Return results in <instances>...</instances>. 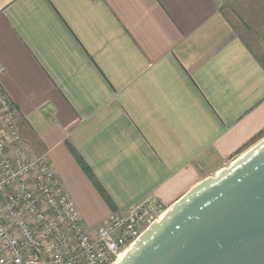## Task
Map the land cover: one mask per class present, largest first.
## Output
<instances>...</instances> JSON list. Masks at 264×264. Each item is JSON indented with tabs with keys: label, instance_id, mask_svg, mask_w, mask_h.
Listing matches in <instances>:
<instances>
[{
	"label": "crops",
	"instance_id": "crops-1",
	"mask_svg": "<svg viewBox=\"0 0 264 264\" xmlns=\"http://www.w3.org/2000/svg\"><path fill=\"white\" fill-rule=\"evenodd\" d=\"M246 2L263 33L264 0H0V85L88 230L168 208L264 138Z\"/></svg>",
	"mask_w": 264,
	"mask_h": 264
},
{
	"label": "built area",
	"instance_id": "built-area-1",
	"mask_svg": "<svg viewBox=\"0 0 264 264\" xmlns=\"http://www.w3.org/2000/svg\"><path fill=\"white\" fill-rule=\"evenodd\" d=\"M18 118L0 85V264L116 263L167 208L147 198L88 230L46 158L23 143Z\"/></svg>",
	"mask_w": 264,
	"mask_h": 264
},
{
	"label": "water",
	"instance_id": "water-1",
	"mask_svg": "<svg viewBox=\"0 0 264 264\" xmlns=\"http://www.w3.org/2000/svg\"><path fill=\"white\" fill-rule=\"evenodd\" d=\"M114 264H264V138L180 196Z\"/></svg>",
	"mask_w": 264,
	"mask_h": 264
},
{
	"label": "rangeland",
	"instance_id": "rangeland-1",
	"mask_svg": "<svg viewBox=\"0 0 264 264\" xmlns=\"http://www.w3.org/2000/svg\"><path fill=\"white\" fill-rule=\"evenodd\" d=\"M249 5H250V2H246L243 4V6L239 7L234 12L232 11L233 16H231V18L235 21V24L237 23V27H239L240 30L243 31L242 33L244 34V36L248 35V38H249L248 44H249V47L251 48L252 52L254 54H256V56H259V57L261 56L263 58V56H264V32L260 33L259 31H257L256 33H250L249 29L247 30L248 33L244 32V30H246V28H247L246 23H249V20H250L249 15L251 13V10L249 9ZM238 13H240V14H238ZM235 14H238L239 16L235 17L234 16ZM241 23L243 24V26L241 25ZM253 37H254V40H252Z\"/></svg>",
	"mask_w": 264,
	"mask_h": 264
},
{
	"label": "trees",
	"instance_id": "trees-1",
	"mask_svg": "<svg viewBox=\"0 0 264 264\" xmlns=\"http://www.w3.org/2000/svg\"><path fill=\"white\" fill-rule=\"evenodd\" d=\"M78 162H79V164L81 165L82 169H83L86 173H88V169L82 164V162H80V161H78Z\"/></svg>",
	"mask_w": 264,
	"mask_h": 264
},
{
	"label": "bare ground",
	"instance_id": "bare-ground-1",
	"mask_svg": "<svg viewBox=\"0 0 264 264\" xmlns=\"http://www.w3.org/2000/svg\"><path fill=\"white\" fill-rule=\"evenodd\" d=\"M244 153H245V152H244ZM241 155H242V154H241ZM241 155H240V156H241ZM240 156H239V157H240Z\"/></svg>",
	"mask_w": 264,
	"mask_h": 264
}]
</instances>
